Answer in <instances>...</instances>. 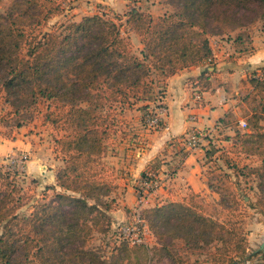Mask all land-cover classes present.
Returning <instances> with one entry per match:
<instances>
[{
    "label": "trees",
    "instance_id": "trees-1",
    "mask_svg": "<svg viewBox=\"0 0 264 264\" xmlns=\"http://www.w3.org/2000/svg\"><path fill=\"white\" fill-rule=\"evenodd\" d=\"M67 1L0 0V91L12 109L0 119L12 130L1 136L13 138L14 129L41 104L43 125L58 133L55 152L64 162L56 187H50L55 195L24 215L21 189L0 170V264H119L89 249L95 236L107 235L113 226L115 199L104 158L116 132L114 104L144 102L142 95L152 94L155 84L164 91L171 77L203 64L208 68L194 82L200 92L210 91L211 39L239 28L238 16L253 7L264 21V0H165L173 11L157 20L132 7L115 20L86 16L45 31ZM131 34L141 38L140 53L133 50ZM260 72L242 81L259 99L260 111L251 116V130L229 141L233 153L260 164L253 170L260 192L254 207L264 217V68ZM10 118L17 123L11 126ZM220 159L234 167L228 156ZM198 197L144 208L141 218L161 244L170 239L187 247L213 245V264H242L259 255L264 260V251L249 252L234 225L207 215ZM140 246L124 242L118 249L130 259L141 253Z\"/></svg>",
    "mask_w": 264,
    "mask_h": 264
},
{
    "label": "crops",
    "instance_id": "crops-1",
    "mask_svg": "<svg viewBox=\"0 0 264 264\" xmlns=\"http://www.w3.org/2000/svg\"><path fill=\"white\" fill-rule=\"evenodd\" d=\"M72 5L70 12L71 21L79 22L83 17L99 15L106 18L123 15L130 8L135 7L141 12L149 14L157 20L166 13L171 12V7L165 0H68ZM133 44L140 53L143 49L141 38L131 34ZM213 49L215 55L214 68L210 69V91L200 92L194 82L207 68L208 65L189 68L180 71L171 77L165 86L162 95L157 101H146L135 105V121L126 124L134 130L135 144L125 140L118 143L123 150L121 172H126L122 179L121 187L125 192L127 210L138 213L137 187L141 184L144 174L151 170L156 171V177L162 181V186L151 193L144 208H153L170 202H183L192 194L199 199H221V193L210 189L214 187L213 181L207 174V167L203 166L207 154L205 152L216 144L226 145L223 137H233L242 121L250 120L253 115L248 97L252 88L245 85L255 71L264 68V37L256 39L254 50L250 55L236 51L233 42L222 43ZM212 46V45H211ZM257 75H260L259 73ZM202 97L197 103L195 96ZM151 113H157L169 126V131L150 130L145 123V118ZM195 117V121H193ZM129 118V117H126ZM132 116L129 120H132ZM196 130L201 135L198 148L191 149L183 142L184 137ZM119 136V135H118ZM33 136L24 128L17 129L13 138L5 139L0 136V160L10 155L21 152H33L29 162L30 173L36 176L39 186L56 187V172L63 166L61 159L50 163L40 145L33 143ZM128 144V145H127ZM220 146V145H219ZM219 148V147H218ZM167 155V156H164ZM119 169V166L117 167ZM171 170L172 173H169ZM159 174V175H158ZM57 191H60L57 188ZM43 201V200H42ZM135 208V210H134ZM113 228L121 226L127 216L124 214L113 215ZM135 219V218H134ZM264 242L261 244V246Z\"/></svg>",
    "mask_w": 264,
    "mask_h": 264
},
{
    "label": "rangeland",
    "instance_id": "rangeland-1",
    "mask_svg": "<svg viewBox=\"0 0 264 264\" xmlns=\"http://www.w3.org/2000/svg\"><path fill=\"white\" fill-rule=\"evenodd\" d=\"M64 9V13L54 18L45 28V31H50L51 28L57 24L62 25L71 22V18L69 17L73 9L72 5L66 2L64 4ZM172 11L171 9V12ZM115 18L116 15L109 17V19L112 20H115ZM237 20L239 28L225 35L214 36L211 39L210 45H212V50L218 48V45L221 44L219 42L227 44L233 42L232 44L237 52L240 51V53H244L245 55H250V53L253 52V44L256 42V39L264 37V21L259 18L257 19V9L254 7L243 17L242 15L238 16ZM237 39L238 41H236ZM133 50L134 52L139 51L135 48V43L133 44ZM255 73L256 75L258 73L262 75L260 70H256ZM246 84L247 83H245V85ZM157 86L161 87L162 84H155L153 86L154 92L152 94L142 95V98L147 99L146 101L149 102L153 100L157 101V98L162 95L160 94L162 90L158 89ZM161 93H163V91ZM5 95V92L0 91V119H3L6 113L12 111L10 105L5 103ZM255 97L253 94L248 97L253 113L255 111H260L259 99ZM144 102H136V105H141ZM130 103H135V98H131ZM113 107L116 117V132L107 142V154L104 158V162L107 165L108 172L105 176V180L109 183L112 191L110 199H115V203L113 204L115 211L112 213V216L124 214L127 218L120 225H130L135 223V212H133V210H127L125 207L127 201L125 199V192L123 193L124 189L121 185H123L122 179L126 178V172L120 171V167L122 168L121 163L117 164V159L122 158V154L125 153L123 150L119 149L117 151V149L120 148L119 145L122 142L128 139L135 144V138L133 136L134 130L130 128V125L126 124L128 121L130 123L135 121V104L129 106L128 103H115ZM44 110L41 104L37 109H33L31 114L24 120V126L22 128L25 127V129L29 131V134H32V141L34 144L40 145L43 148V150L38 149V151H43L44 154H46V159L49 160L47 164L48 168L52 169L51 166H54L55 163L50 166L51 162L56 161V159L63 160L59 155L57 156L55 152V141L58 137V133L51 126L43 125L42 111ZM148 113L150 114L151 112ZM131 116L133 118L129 120ZM17 119L18 118H10L8 120L9 124L11 126L15 125ZM246 122L248 123V127L242 129L237 125L238 128L236 133H243L251 130V120ZM261 125L264 128V119ZM11 130V127L5 128L0 125V136L1 133H8ZM16 130L17 129H14L13 134ZM229 139H232V137L226 136L220 139L225 141L226 145L216 144V147L212 146L205 152L207 157L203 160V166L208 168L206 171L208 177L213 181L215 190L221 193V199L218 201H216V199H199V202L205 206L207 215L223 223L234 225L239 229L244 237H246L249 252L252 254L260 251L262 248L261 244L264 242V217L260 215L259 211L254 207L260 199V192H258L259 180L253 175V170L260 167V164L256 158L246 157L244 155L240 156L233 153L231 151L232 141H229ZM118 143L120 144L118 145ZM31 154H33V152H21L0 160V170L7 173L10 179L14 180L22 191L23 198H21V200L23 209L20 211L21 215L28 214L34 203L44 200L45 197L51 198L55 195L54 191L50 190L52 186H39L37 177L30 173L29 162L32 159ZM221 155H226V157L228 156L231 159L232 165H234L232 169L224 165L223 161L220 159ZM23 157H27L25 163L21 162ZM118 166L119 169H117ZM60 168H58V170ZM167 170L169 171V169ZM155 172L154 170L150 171L152 174H155ZM169 173H172V171L170 170ZM156 180L159 183L158 186L161 187L163 180L160 178H156ZM143 182L144 180H142L141 183ZM136 190L139 192L140 188L137 187ZM223 197L225 198V202H222ZM139 200L140 198H138L137 201L138 207ZM123 243L124 242L120 239L119 227L115 226L114 228L112 227L107 235L95 236L89 244V249L105 258L108 262L116 263L119 261V264H213L212 255L215 248L213 245H207L205 242L199 245L194 243L191 247H187L181 240L167 239L164 244H161L155 235L150 233L147 244L140 246L142 248L140 249L141 253L132 255L130 259H125L124 253H121V250L118 249ZM242 264H264V260L262 256L259 255Z\"/></svg>",
    "mask_w": 264,
    "mask_h": 264
},
{
    "label": "built area",
    "instance_id": "built-area-1",
    "mask_svg": "<svg viewBox=\"0 0 264 264\" xmlns=\"http://www.w3.org/2000/svg\"><path fill=\"white\" fill-rule=\"evenodd\" d=\"M135 1V0H130ZM195 100L197 103L201 102L202 97L200 95L195 96ZM195 121V117L192 118ZM145 123L150 130H163L169 131V126L167 123L159 116L157 113H150L145 118ZM240 127L246 129L248 127V123L246 121H242L240 123ZM201 135L196 130H191L185 137L184 141L188 147L191 149L198 148L201 143ZM27 157H23L21 162L25 163ZM156 175L148 172L147 179L144 180L141 185L138 186L140 191L137 195H139V207L140 211L135 214L134 224L130 225H121L119 226L120 239L123 242L128 243L130 246L136 245H146L148 238L150 236V230L148 228L147 222L141 218V212L143 207L147 204V199L149 195L155 192L159 188V183L156 180Z\"/></svg>",
    "mask_w": 264,
    "mask_h": 264
},
{
    "label": "water",
    "instance_id": "water-1",
    "mask_svg": "<svg viewBox=\"0 0 264 264\" xmlns=\"http://www.w3.org/2000/svg\"><path fill=\"white\" fill-rule=\"evenodd\" d=\"M261 247H262L261 250L264 251V244Z\"/></svg>",
    "mask_w": 264,
    "mask_h": 264
}]
</instances>
